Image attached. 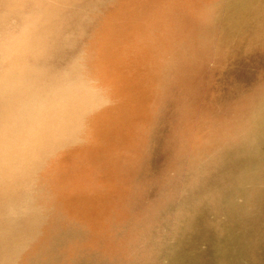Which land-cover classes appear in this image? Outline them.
Returning a JSON list of instances; mask_svg holds the SVG:
<instances>
[{"label":"clouds","instance_id":"obj_1","mask_svg":"<svg viewBox=\"0 0 264 264\" xmlns=\"http://www.w3.org/2000/svg\"><path fill=\"white\" fill-rule=\"evenodd\" d=\"M257 58L264 0H0V264H174L208 253L205 213L217 264L254 256L264 70L234 73ZM169 110L170 160L130 177L125 135Z\"/></svg>","mask_w":264,"mask_h":264},{"label":"rangeland","instance_id":"obj_2","mask_svg":"<svg viewBox=\"0 0 264 264\" xmlns=\"http://www.w3.org/2000/svg\"><path fill=\"white\" fill-rule=\"evenodd\" d=\"M264 70V58H257L255 61L242 67L234 73L235 79L244 86H250L254 83L259 71ZM222 95L218 98V103H223L230 99V84L225 83L221 88ZM176 118L174 113L169 110L164 113L153 131L146 137H143L136 129H130L124 137V143L127 146L131 156L129 157V175L132 178H139L158 174L160 170L170 160L174 151V133ZM207 220V214H203L198 219L199 237H205L209 241V251L200 257L188 255L187 247L185 251L177 256L174 264H217L213 252L215 243L211 233L204 230V224ZM264 227V225H262ZM239 238H237L238 243ZM232 261V264H264V246L258 248L252 257L242 253Z\"/></svg>","mask_w":264,"mask_h":264}]
</instances>
